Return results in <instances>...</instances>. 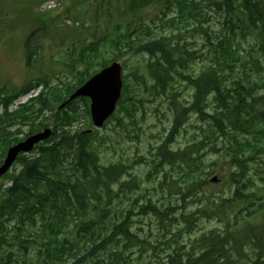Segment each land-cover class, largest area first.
<instances>
[{
	"label": "trees",
	"instance_id": "obj_1",
	"mask_svg": "<svg viewBox=\"0 0 264 264\" xmlns=\"http://www.w3.org/2000/svg\"><path fill=\"white\" fill-rule=\"evenodd\" d=\"M120 5L131 15L125 29L75 47L65 61L74 69L83 65L75 84L65 77L52 85L60 72L44 70L23 85H0V165L12 145L46 126L53 129L29 154L18 156V172L0 179V264H264V178L258 184L249 164L264 153V0H123ZM212 13L221 18L219 29ZM198 36L203 50L190 45ZM104 47L147 56L143 73L136 68L124 76L119 107L107 122L116 118L122 124L117 118L122 111L133 120L144 105L143 86L150 96L168 101L171 126L150 147L151 158L139 159L151 164L146 182L157 175L161 188L170 184L166 190L180 201L175 206L150 200L137 205L131 193L145 182L130 172L134 163L104 164L99 150L110 137L72 129L81 102L83 115L90 116L88 98L58 109L98 71L95 63L108 65L105 59L96 62ZM197 59L206 64L194 75L190 69ZM180 83L193 90L188 103L178 98ZM38 87L36 96L11 107ZM194 115L204 122L205 135L175 149ZM220 149L229 156L231 171L224 182L228 193L216 194L208 188L213 171L206 169V154ZM125 200L130 201L126 207ZM136 206L138 215L156 219V234L134 229ZM202 218L222 225L180 243L182 232L192 234ZM178 222L184 226L173 233L170 227ZM170 233V239H160ZM158 249L168 252L161 257Z\"/></svg>",
	"mask_w": 264,
	"mask_h": 264
},
{
	"label": "rangeland",
	"instance_id": "obj_2",
	"mask_svg": "<svg viewBox=\"0 0 264 264\" xmlns=\"http://www.w3.org/2000/svg\"><path fill=\"white\" fill-rule=\"evenodd\" d=\"M122 1L0 0V85L5 82L9 86L23 85L32 78L42 76L44 70L51 73V75L54 71L60 72L58 78L52 77V85L62 84L61 82L65 81V77L70 83L75 84L76 79L79 77L76 71L82 69L83 65L77 63L74 69L71 65L65 64V61L69 62L71 60L70 53L76 48L80 49L83 47L82 44L93 43L105 33H116L120 31L122 26L121 30L125 29L124 25L128 22L131 15H129L130 11L126 5H120ZM170 15H174V13L171 12ZM212 15L213 27L219 29L221 18L215 13H212ZM44 19H47V21H43ZM32 29L36 30V35L30 37ZM196 39V42L190 44L191 47L202 49L201 46L204 40L199 36ZM70 46H73V49L70 50ZM243 46L248 47L247 43H244ZM28 47L33 48V50L28 51ZM127 50L118 51L104 47L101 49V55L96 62L101 63L105 59L109 64L115 57V60L123 64L124 76L132 73L136 68L143 73L147 63V56L128 52ZM32 52L35 56L28 60ZM36 55L38 56L36 57ZM52 60H54L55 64L51 62ZM204 64H206L205 60L197 59L192 63L190 70L194 75H198ZM65 66L67 70L71 71L64 72L63 67ZM94 67L95 69H100L99 64L96 66L95 63ZM247 68L249 69V67ZM129 79L131 86L135 87L133 84L135 83V78L130 77ZM39 88L41 87L35 89L34 94L38 93ZM176 89L180 100L187 103L192 100L193 90L186 86L185 83L178 84ZM141 90L145 96L144 105L136 108L133 120L125 117V112L122 111L117 114V118L122 120V124L114 118L112 121L105 123L102 128L96 129L92 123L91 115H83L86 104L81 102L79 104V119L72 126V129H81V131L92 129L100 137L106 135L110 137L106 144H101L99 150L104 164L114 163L119 160H123L127 164L130 162L134 163L130 172L145 182L139 189L131 193L133 200L137 199V205L147 203L150 200L153 203L166 201V203H171L172 206H175L180 201L176 195H171L166 190L170 184L163 183L161 188L160 179H156L157 175H153L154 178L152 177L151 180L146 182L147 174L151 170V164L148 161L142 162L139 159L141 156H144L146 160L151 158L149 154L150 147L155 146L157 141H160L158 135H164L168 132L173 118L172 111L165 97L150 96L144 86ZM142 93L137 94L138 99L143 96ZM27 99V95L21 96L14 101L12 108H17ZM202 125H205L204 122L199 120L196 115L190 117L184 129L177 136L174 148H183L194 138H202L200 135H205L200 130ZM193 135L198 136L193 137ZM256 157L249 164L252 172L256 173L255 180L262 185L260 176L264 178V153H260ZM229 159V156L222 152L221 149L220 153L209 152L206 154V169L213 171L209 176L210 185L208 188L213 193H228L224 182L231 171ZM19 170L20 164H14L11 169V171L15 172ZM214 176L218 180L213 182L211 178ZM128 178L129 176H124L125 180H129ZM129 204V200L124 201V207ZM194 207L191 206L190 209ZM134 209L135 212L132 213V219L135 221L134 229H142L144 233L151 229L156 234L158 232V224L152 214L147 216L138 215V206ZM221 225L217 219L202 218L197 222L192 234L182 232L179 242L187 243L189 239H193L213 228L221 227ZM183 226L184 223L178 222V224H173L170 230L173 233H178ZM163 232L162 230L161 234ZM171 236L172 234L170 233L165 235V238L160 237V239L168 240ZM167 252L166 250L158 249V254L161 257H164ZM133 257H137V253Z\"/></svg>",
	"mask_w": 264,
	"mask_h": 264
},
{
	"label": "water",
	"instance_id": "obj_3",
	"mask_svg": "<svg viewBox=\"0 0 264 264\" xmlns=\"http://www.w3.org/2000/svg\"><path fill=\"white\" fill-rule=\"evenodd\" d=\"M122 71L121 63L112 62L73 92L69 99L60 105L59 109L64 108L68 102L77 97H89L91 99L92 121L97 128H101L105 121L114 113L122 95ZM52 132L51 128L46 127L44 130L31 134L26 139L12 145L0 165V178L11 169L19 154L29 153L37 144L48 139ZM212 181H217V177L212 178Z\"/></svg>",
	"mask_w": 264,
	"mask_h": 264
}]
</instances>
